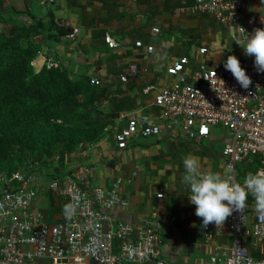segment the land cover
<instances>
[{
  "label": "crops",
  "instance_id": "obj_1",
  "mask_svg": "<svg viewBox=\"0 0 264 264\" xmlns=\"http://www.w3.org/2000/svg\"><path fill=\"white\" fill-rule=\"evenodd\" d=\"M5 1L10 18L7 23L10 25H28L40 20L44 26L42 33L36 36L41 39V50L33 61L36 70L43 66L46 57H53L60 66L68 69L72 78L86 75L100 79V85L107 94L102 104L104 113H109L112 98L121 101L118 116L104 127L107 131L115 121V131L121 128L126 119L123 115L130 111L142 110L157 116L158 109L152 105L154 92L144 94L142 88L153 84L160 89L173 84L174 78L166 73L173 59L187 56L191 69L199 58L209 63L223 61L228 55L253 58L246 56L244 49L230 39V34L235 31L233 26H226L225 31H216L213 39L208 37L209 41L197 39L194 31L207 29L205 16L208 15L189 8L176 14L174 11L181 6V0ZM60 20L68 23L66 28L69 32L72 28H76V32L72 36H67L69 32L62 34L58 25ZM244 21L249 35L254 33L257 24H264V0H253L250 9L244 13ZM152 27L159 31L152 33ZM106 34L117 40V47L108 46L104 40ZM136 40L151 44L153 51L148 53L137 48ZM201 46L208 48L202 56L198 53ZM131 65H135L134 73L129 72ZM126 72L128 75L124 82L120 75ZM160 125L159 134L147 137L134 135L123 149L116 145L115 131L112 139L102 136L84 149L81 164L66 166L65 172L58 171L48 176L40 167L43 188L33 199L31 208L40 211L51 223L67 218L64 210L66 198L45 188V184L56 176L66 173L78 176L81 169L88 168L89 180L85 186L104 189L120 178L121 194L129 201L128 209L122 213L123 220L134 224L153 215L160 225V250L170 264H209L213 257L212 243L226 245L231 238L225 222L222 228L210 224L214 231L220 233L211 243L205 241L201 218L195 215V205L188 199L189 186L182 183L185 174L183 160L189 155L196 156L200 160L201 171L223 174L226 166L221 150L230 138L229 131L216 126L218 128L212 127L207 136L191 140L168 121L162 120ZM243 161V169L237 168L240 182L249 173H256L258 166L254 158ZM53 165L56 166V162ZM247 205H254L251 195ZM37 264L53 263L42 258L37 260Z\"/></svg>",
  "mask_w": 264,
  "mask_h": 264
},
{
  "label": "built area",
  "instance_id": "obj_2",
  "mask_svg": "<svg viewBox=\"0 0 264 264\" xmlns=\"http://www.w3.org/2000/svg\"><path fill=\"white\" fill-rule=\"evenodd\" d=\"M176 14L191 11L213 17L224 26H233L236 36H249L244 13L253 0H181ZM58 24L67 27L64 20ZM241 27L245 30L241 33ZM256 28H264L257 24ZM159 29L152 27L151 32ZM72 28L67 36H72ZM230 39L233 41L232 33ZM109 47L118 42L109 34L104 37ZM235 43V41H233ZM135 46L152 52L151 44L136 40ZM236 44V43H235ZM208 48H198L204 55ZM237 57V56H236ZM241 67L252 80L249 89H243L223 61L209 63L203 58L191 69L185 55L172 60L166 73L174 78L173 84L160 89L153 84L142 88V93L153 94L152 105L157 116L142 110L123 115L125 122L114 132L118 148H126L134 135L142 137L160 133V121L165 120L178 127L182 135L194 140L207 136L216 126L225 127L230 134L221 155L225 166H231L237 177V162L254 158L257 171H264V72L254 67V57L241 58ZM43 66L57 68L60 63L46 57ZM136 71L135 65L129 72ZM128 72L120 75L127 80ZM90 83L100 85V79L90 77ZM41 170L35 161L26 160L16 170L0 172V264H37L38 259L48 258L53 264H170L160 250V225L154 216L142 218L136 223L122 219L129 201L121 194V179H115L109 188L86 187L89 169L83 168L78 176L66 173L51 178L47 191L66 198L75 207V215L58 222H48L40 211L31 208L33 199L43 186ZM77 177V178H76ZM161 197L162 194H157ZM231 238L228 244L212 243L209 264H264V220L247 205L243 212L234 211L226 220ZM206 242H212L220 231L209 224L203 228Z\"/></svg>",
  "mask_w": 264,
  "mask_h": 264
},
{
  "label": "trees",
  "instance_id": "obj_3",
  "mask_svg": "<svg viewBox=\"0 0 264 264\" xmlns=\"http://www.w3.org/2000/svg\"><path fill=\"white\" fill-rule=\"evenodd\" d=\"M43 28L40 20L13 23L0 36V172L37 161V156L63 158L78 144L87 147L121 110V101L112 98L109 113H104L106 89L91 84L89 76L72 78L64 66L34 68L41 50V39L34 37Z\"/></svg>",
  "mask_w": 264,
  "mask_h": 264
},
{
  "label": "clouds",
  "instance_id": "obj_4",
  "mask_svg": "<svg viewBox=\"0 0 264 264\" xmlns=\"http://www.w3.org/2000/svg\"><path fill=\"white\" fill-rule=\"evenodd\" d=\"M240 31L243 33L245 30L241 27ZM232 37L244 49L246 56L254 57L256 71L264 72V28H256L245 39L238 38L233 31ZM224 68L231 72L241 88H250L252 80L235 55L227 56ZM183 165L182 183L189 186L188 199L195 205V215L201 218L203 228L209 224L222 228L234 211L243 212L249 195L254 198V211L264 220V171L249 173L241 184L234 180L231 166L226 167L223 174L201 171L199 158L192 155L184 158ZM64 210L68 219L75 215L72 204L65 205Z\"/></svg>",
  "mask_w": 264,
  "mask_h": 264
},
{
  "label": "rangeland",
  "instance_id": "obj_5",
  "mask_svg": "<svg viewBox=\"0 0 264 264\" xmlns=\"http://www.w3.org/2000/svg\"><path fill=\"white\" fill-rule=\"evenodd\" d=\"M7 7H6V1L5 0H0V36H5L6 34L9 33L11 25L9 22L8 18V11H7ZM207 17V26H206V30L204 32H202L200 29H196L194 31V35L195 37H197V39H207V41H209L210 38H214L216 31H225L226 30V26L219 24L218 22L215 21V19H213V17L210 16H205ZM35 40H38V38L35 36L34 37ZM197 40V41H199ZM34 66V65H33ZM35 68V67H34ZM38 70V69H37ZM118 121V120H117ZM118 123V122H117ZM111 127L108 131L103 129L102 131V136H107L110 137L112 139L113 137V131H115V126H117L116 121L111 123ZM116 124V125H115ZM219 128L221 126H218ZM216 127V128H218ZM102 138V137H101ZM93 144V143H92ZM91 144H88V146H90ZM87 146V147H88ZM87 147H84V145H76L74 150L70 153L67 154L66 156H64L63 158L59 157L57 158L56 155H52V156H48L47 159H43L37 156V163L39 164V170L40 167L42 168V170L44 171V173L48 176H52L56 173H58V171H63L65 172L67 170L66 166H71L74 164H81V162H83V151L84 149H86ZM55 160L56 162V166L53 165L55 162H53ZM71 161L73 163H71ZM243 166H245L244 161L241 162H237V168H239L240 170L243 169ZM59 169V170H58Z\"/></svg>",
  "mask_w": 264,
  "mask_h": 264
}]
</instances>
